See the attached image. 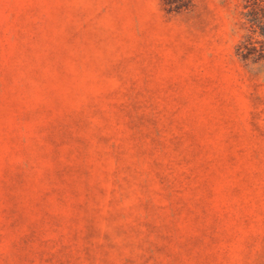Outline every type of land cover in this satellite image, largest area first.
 I'll return each instance as SVG.
<instances>
[{
    "label": "rangeland",
    "instance_id": "1",
    "mask_svg": "<svg viewBox=\"0 0 264 264\" xmlns=\"http://www.w3.org/2000/svg\"><path fill=\"white\" fill-rule=\"evenodd\" d=\"M245 3L0 0V264H264Z\"/></svg>",
    "mask_w": 264,
    "mask_h": 264
},
{
    "label": "trees",
    "instance_id": "2",
    "mask_svg": "<svg viewBox=\"0 0 264 264\" xmlns=\"http://www.w3.org/2000/svg\"><path fill=\"white\" fill-rule=\"evenodd\" d=\"M244 8L246 20L252 25L254 32L264 37V0H246Z\"/></svg>",
    "mask_w": 264,
    "mask_h": 264
}]
</instances>
